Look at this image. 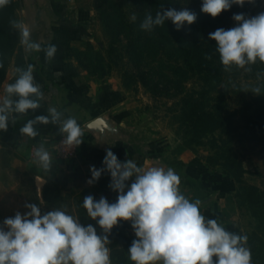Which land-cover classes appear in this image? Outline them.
Wrapping results in <instances>:
<instances>
[{
	"label": "rangeland",
	"instance_id": "1",
	"mask_svg": "<svg viewBox=\"0 0 264 264\" xmlns=\"http://www.w3.org/2000/svg\"><path fill=\"white\" fill-rule=\"evenodd\" d=\"M15 4L16 20L28 28L38 24L56 29L52 44L58 50L50 62H46L42 51L43 60L66 73L60 78L74 91L78 89L76 96L85 93L94 100L96 112L116 103L113 111L131 127L130 146L119 144L116 148L118 160L130 159L145 168H173L180 176L181 192L190 200H201L200 210L206 219H216L227 230L246 235L251 264H264V63L251 65L250 72L223 70L211 82H204L195 71L189 72L184 90L173 95V90L163 88L166 80L161 78L162 89L152 91L140 77L154 84L158 76H141L137 70H159L157 43L151 44L140 67L127 46L145 16H155V0H15ZM247 11L246 18L264 12V0H252ZM233 15L228 20L235 27ZM117 16L122 22L117 25L118 31L113 19ZM50 32L40 31L39 36L48 38ZM145 33L157 37L156 27ZM15 40L0 91L20 65L15 61L27 55L16 29ZM167 64L175 69L179 66L169 61ZM174 78L180 79L177 75ZM256 86L262 89L260 95L250 91ZM74 99L77 97L72 96ZM82 148L80 144L76 159L53 161L50 171H42L35 163L21 175L13 172L11 148H2L4 185L20 187L6 206L11 202L13 207L28 212L26 204H37L42 215L53 209L65 210L103 235L96 221L87 216L83 199L87 195L96 200L103 196L115 203L118 192L109 187L111 175L107 171L92 185L87 183L90 168H103L104 159L90 145L87 153ZM29 170L42 172L31 175ZM134 179L126 184L130 186ZM108 239L111 264L119 260L132 262L128 249L136 237L130 221H120Z\"/></svg>",
	"mask_w": 264,
	"mask_h": 264
},
{
	"label": "clouds",
	"instance_id": "2",
	"mask_svg": "<svg viewBox=\"0 0 264 264\" xmlns=\"http://www.w3.org/2000/svg\"><path fill=\"white\" fill-rule=\"evenodd\" d=\"M9 2L0 0V8ZM245 2L203 0L201 11L215 18L233 4L243 6ZM232 18L237 26L227 30L218 28L209 33V39L216 42L224 71L236 68L250 72L251 65L264 63V12L250 18L243 13L234 14ZM132 19H136L135 15ZM168 20L179 31L186 23L193 24L197 15L187 8L179 11L168 8L154 17L147 14L140 28L151 31ZM10 24L18 30L20 44L26 51H43L46 62L54 59L56 45L42 47L33 41L23 21L12 20ZM33 72L32 64L14 69V82L7 85L0 100V131H7L10 119L15 122L13 114L27 115L29 110L41 107L44 93ZM250 91L256 95L262 93L259 86ZM47 112L48 115L28 120L19 129L20 133L35 138L39 135L36 125L51 123L59 126L64 137L61 144L74 148L83 142L84 131L76 118H63L56 107H49ZM34 156L40 168L51 170L52 156L43 144L35 149ZM103 165L101 169L90 168L91 179L87 183L92 185L107 171L111 175L109 187L118 192L116 202L87 195L82 204L103 235H98L92 224L82 225L65 210L53 209L42 215L37 204H26L30 211L23 215L17 212L0 226V264H111L108 235L120 221H130L135 233L136 239L128 249L133 264H251L247 236L227 230L216 219H206L200 210L201 200H190L181 192V179L173 168H145L130 159L120 162L110 149ZM133 177L128 186L126 182Z\"/></svg>",
	"mask_w": 264,
	"mask_h": 264
},
{
	"label": "crops",
	"instance_id": "3",
	"mask_svg": "<svg viewBox=\"0 0 264 264\" xmlns=\"http://www.w3.org/2000/svg\"><path fill=\"white\" fill-rule=\"evenodd\" d=\"M59 19L57 18L56 21ZM37 24V23H35ZM50 26H30L31 38L33 41L40 43L41 46H47L52 44L55 38V28L49 29ZM43 30H51L48 33V38L39 36V32ZM27 55L22 57L20 61H15V64H20L18 67L26 68L28 64L34 66L33 75L35 81L41 86V90L44 93V99L41 101V107L35 111L29 110L27 115L13 114L15 122L10 119L7 131H0V226L3 225V221L6 218L14 217L17 212L22 215L25 214V208L20 206L13 207L10 202L6 206V201L15 195V191L18 192L20 187L16 188L8 187L4 185L2 174L3 165L1 162L2 148L8 146L11 148L12 165L16 168L13 169L14 173L18 175L24 174L27 171V166H34L36 159L34 156L35 149L41 144L49 151L52 156V161H66L58 155L56 146L61 133L59 132V126L51 123L44 125L39 124L35 127L39 132V135L35 138H29L26 135H22L19 129L30 119H34L38 115H48L47 109L49 107H56L58 111L63 113V118L74 117L81 125L84 136L81 146L82 150L87 153L86 148L91 147L94 151L102 153V157L106 156V151L111 150L116 156V148L119 144H129L130 146V131L131 127L124 123L123 120H119L116 112L113 111L116 103H112L109 107H105L103 111L96 112L93 101L85 93L79 96L76 89L75 91L65 84V81L61 80V76L66 75L64 71L52 68L43 60V52H28ZM17 68V67H16ZM14 72L12 71L10 79L6 82V86L2 87L0 91V100H3L5 96V88L9 83L14 82ZM66 78V76H65ZM72 96L77 99L72 100ZM55 150V151H54ZM80 150V145H79ZM138 153V151H136ZM79 154V151H78ZM77 154V156H78ZM118 158V156H117ZM79 160V159H78ZM37 164V163H36ZM53 166V165H52ZM55 166V165H54ZM44 171L42 168H40ZM31 171L29 173L34 175L35 173H41L42 171ZM16 188V189H15ZM5 189V190H4ZM14 192V193H13ZM118 264H133V262H127L126 260H119Z\"/></svg>",
	"mask_w": 264,
	"mask_h": 264
},
{
	"label": "trees",
	"instance_id": "4",
	"mask_svg": "<svg viewBox=\"0 0 264 264\" xmlns=\"http://www.w3.org/2000/svg\"><path fill=\"white\" fill-rule=\"evenodd\" d=\"M155 2L156 6H158L156 13L168 8H175L178 11L187 8L196 13L197 20L191 25L186 23L179 31L168 20L163 26H155L157 35L155 39L150 34L145 33L144 36V31L141 28L135 33L127 46V50L132 60L136 61L137 67L143 65L144 56L151 51V44L153 42L157 43L156 49L161 55L158 60V71L154 70V68H150L147 72L142 71L141 68L137 70L140 75H156L158 76V80L154 84H151L147 80L149 78L140 77V79H144L145 85L150 87L152 91H158L162 89L160 88L161 83L159 81L162 78L166 80L163 88L168 91L173 90V95L184 90V79L188 78L189 72L195 71L198 75H201V79L204 82H211L218 78L222 74L223 66L216 51V42L209 39V33L214 32L218 28L227 30L234 27L228 20L229 15L241 13L247 15L250 2L246 0L243 6L233 4L229 10L223 11L215 18L203 13L201 11L202 5L198 4V2L195 3V1L155 0ZM15 8V0H10L7 6L0 8V64L3 65V67H0V73H2L0 75V82L4 78L5 70L9 63L8 58L13 54L16 46L15 29L10 24V21L16 20ZM149 14L152 15V13ZM113 19H115L114 24L117 30V25L122 24V22L118 16ZM141 37L144 39L143 41H140ZM208 55L211 56V59L206 58ZM168 61L179 63L178 69L170 67L172 65L167 64ZM175 75L180 77V79L175 80Z\"/></svg>",
	"mask_w": 264,
	"mask_h": 264
},
{
	"label": "built area",
	"instance_id": "5",
	"mask_svg": "<svg viewBox=\"0 0 264 264\" xmlns=\"http://www.w3.org/2000/svg\"><path fill=\"white\" fill-rule=\"evenodd\" d=\"M64 139L63 135L59 137L58 142H57V152L58 155L64 159H71L77 157L78 151H79V146L74 147V148H69L66 145L61 144V141Z\"/></svg>",
	"mask_w": 264,
	"mask_h": 264
}]
</instances>
